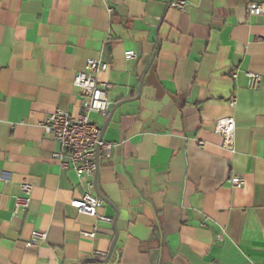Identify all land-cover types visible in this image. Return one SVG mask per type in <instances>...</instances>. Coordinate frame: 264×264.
<instances>
[{"label": "crops", "instance_id": "crops-1", "mask_svg": "<svg viewBox=\"0 0 264 264\" xmlns=\"http://www.w3.org/2000/svg\"><path fill=\"white\" fill-rule=\"evenodd\" d=\"M261 1L0 0V264H264V16L247 12ZM89 59L112 84L109 123L91 114L113 144L96 176L111 223L71 205L89 180L40 128L81 112ZM225 118L233 152L215 132ZM22 183L31 202L16 212Z\"/></svg>", "mask_w": 264, "mask_h": 264}, {"label": "built area", "instance_id": "built-area-1", "mask_svg": "<svg viewBox=\"0 0 264 264\" xmlns=\"http://www.w3.org/2000/svg\"><path fill=\"white\" fill-rule=\"evenodd\" d=\"M174 8L184 12L188 8L185 1H177ZM250 17L264 16V1L251 3L247 6ZM109 13L112 9L109 8ZM125 59L133 61L137 54L133 50L125 52ZM109 65L101 60L89 59L82 72L76 74L74 86L83 94L82 110L77 115L63 109H56L47 116L40 125L45 136L50 137L61 145V151L54 153L52 159L66 171H73L77 175L87 178L88 191L79 199L72 201V206L81 214L97 218L100 222L111 223L112 220L99 215V210L104 206V201L94 192V179L97 172V151L103 157L110 158L113 144L102 138V128L92 120L91 114L97 113L101 117H107L113 107L110 99L112 84L100 80V74L106 72ZM253 86L256 85L258 76L249 75ZM215 132L223 138L225 149L233 152L235 148L236 122L234 118H225L216 122ZM2 176L0 174V180ZM232 187L241 189L245 180L241 177L230 179ZM33 186L30 183L20 185V195L15 201V211L26 212L29 209ZM94 237V234H87ZM47 235L41 232H33L30 244L38 245L45 241ZM95 259H103L105 255L95 254Z\"/></svg>", "mask_w": 264, "mask_h": 264}, {"label": "water", "instance_id": "water-1", "mask_svg": "<svg viewBox=\"0 0 264 264\" xmlns=\"http://www.w3.org/2000/svg\"><path fill=\"white\" fill-rule=\"evenodd\" d=\"M112 112H113V110H112ZM112 112L110 113V115H109V118H108V121H107V123H109V121H110V119H111V114H112ZM104 130H105V126L102 128V138H103V133H104ZM99 156H100V153H99V150L97 151V164H98V167H99ZM98 167H97V172H98ZM97 172H96V175H95V179H94V186H95V190H96V194H97V196L100 198V199H102L104 202H106L107 204H109L110 206H112L103 196H102V194L98 191V188H97V184H96V176H97ZM113 227H114V230H115V232H116V238H115V240H114V242H113V245H112V247H111V249H110V252H109V254H108V256H107V258L105 259V260H103V261H100V262H103V263H108L110 260H111V257H112V255H113V252H114V250H115V246H116V242H117V238H118V234H117V218L114 220V222H113Z\"/></svg>", "mask_w": 264, "mask_h": 264}]
</instances>
